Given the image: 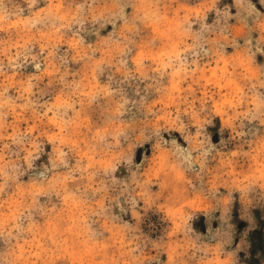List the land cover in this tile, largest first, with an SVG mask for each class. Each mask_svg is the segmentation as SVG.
Here are the masks:
<instances>
[{"label": "rangeland", "instance_id": "obj_1", "mask_svg": "<svg viewBox=\"0 0 264 264\" xmlns=\"http://www.w3.org/2000/svg\"><path fill=\"white\" fill-rule=\"evenodd\" d=\"M0 264H264V0H0Z\"/></svg>", "mask_w": 264, "mask_h": 264}]
</instances>
